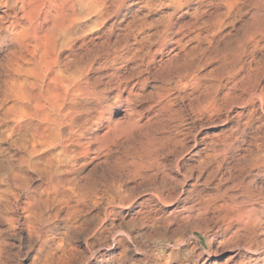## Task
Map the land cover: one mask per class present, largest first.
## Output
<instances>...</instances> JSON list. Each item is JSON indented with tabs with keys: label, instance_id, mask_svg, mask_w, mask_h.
I'll use <instances>...</instances> for the list:
<instances>
[{
	"label": "bare ground",
	"instance_id": "bare-ground-1",
	"mask_svg": "<svg viewBox=\"0 0 264 264\" xmlns=\"http://www.w3.org/2000/svg\"><path fill=\"white\" fill-rule=\"evenodd\" d=\"M126 2V0H0V222L5 225L4 227L7 226L6 228L9 229L17 227V218L20 217L18 213L21 212L24 215L29 237L49 243L47 239L49 230L46 228L50 227L49 222L54 221L49 220V226L45 227L47 225L43 222L44 214L54 212L58 216L64 213L63 221L66 220L71 224L72 221L80 220L82 215L90 217L92 214L90 215L89 208L92 204L94 207L99 205L100 195L108 196L112 204H123L126 200L124 199L126 183L130 177H141L147 182L156 184L159 178L174 179L173 174L180 170L179 160L171 164L167 163L173 156L182 153V145L188 135L184 130H180L186 118L183 114L184 109L176 105L177 98L174 99L167 93L162 97L163 101L158 107L148 105L150 111L155 110L156 116L149 117L147 124L154 122L156 125L154 128L156 143L148 147L149 154L144 160L138 159V154L130 153L128 139L133 129L139 131L145 126L141 124V118H137L140 110L139 107L137 109L133 106L131 99L132 96L136 98L141 96L142 88L151 78L144 76V72L154 68L159 75L171 70L174 67L173 61L178 55L181 56L184 52L187 56L188 46L183 40L174 38L172 19L165 21L162 30L155 31L147 38L141 39L136 35L137 33L130 36L126 21L128 9ZM176 46L179 48L177 49ZM164 53H168V60L163 59ZM185 61L180 67L189 65L186 59ZM201 66L196 64L195 69L188 75H181L185 81L181 82L180 86H183L181 99L196 95L195 100L192 98L195 101L194 104L192 103L193 110L204 118V108L212 114L220 108V105L214 100L204 103V70L202 71ZM234 85L237 86L236 83ZM230 92L231 88H228L224 96H228ZM125 107L128 112L126 121H114L113 110ZM238 127L232 132L238 133ZM228 135L224 136L223 145L211 144V148L220 147L218 150L214 149L211 155L213 163L217 159L219 163V158L221 163L226 160V152L232 144L228 141L230 138ZM193 139L194 145H198V139L196 137ZM198 149L194 154L192 153L197 163L190 170L198 172L197 181L200 182L202 174L205 173L204 159L203 156L201 157L204 153L201 154V150ZM173 164L175 170L169 168V165L173 167ZM188 165L190 166V163ZM206 166L209 167V164ZM205 181L208 182L207 179ZM160 182L164 186L162 183L164 180ZM34 183L37 185L33 186ZM193 188L188 190L189 194L193 193ZM249 194L235 190L231 196L233 212L230 218L238 220V232L245 229L244 213L255 214L264 209L262 207L257 209L258 203L256 202L255 205L253 201L255 198H251L254 194L251 197ZM203 200L200 201L204 202ZM243 205L244 210L241 209ZM215 206L213 207L217 209ZM199 209L201 210L202 206ZM202 210L201 213L204 212ZM191 211L188 217H193L194 210L192 213ZM94 214L87 220L97 216ZM252 216L247 219H252ZM46 218L48 220V217ZM100 218L99 216L98 219ZM95 219L94 217L93 220ZM87 220L84 221L86 224L90 222ZM94 221L93 223L96 222ZM73 225L69 226L70 229L75 228ZM4 229L0 227V264H6L8 242L5 240L7 237L2 236L5 234ZM49 236L50 234L48 238ZM63 236L66 237L68 234ZM127 247L129 248V245ZM68 248L65 247L66 250ZM65 249L62 253L64 256L68 254ZM58 260L61 259L57 258ZM172 262L165 261L164 264H172ZM222 263L176 262V264ZM235 264L252 263L243 260Z\"/></svg>",
	"mask_w": 264,
	"mask_h": 264
},
{
	"label": "rangeland",
	"instance_id": "rangeland-1",
	"mask_svg": "<svg viewBox=\"0 0 264 264\" xmlns=\"http://www.w3.org/2000/svg\"><path fill=\"white\" fill-rule=\"evenodd\" d=\"M126 1V6H128L126 21L130 36L137 33L136 35L141 39L147 38L155 31L162 30L165 21L172 19L174 38L183 40L188 46V57L184 55V52L182 54L177 50L182 55H178L174 59V67L171 70L159 75L154 68L144 72V76L151 78L141 90L142 98L141 96H139L141 99L132 96L131 99L133 106L137 109L139 107L140 114L138 113L137 118H141V124H145V126L140 128L141 131L133 129L132 135L130 134L128 139L130 153L138 154V159L144 160L149 154V148L156 143V133L154 132L156 125L154 122L147 124L149 117L156 116L155 110L150 111L148 105L152 104L158 107L163 101L162 97L167 93L172 98H177L176 105L178 104L177 106L184 109L183 114L186 118L180 130H184L189 136L186 135L182 153L173 156L167 163L171 164L179 160L180 170L173 174L174 179L159 178L156 184L147 182L141 177L128 178L126 198L124 196L126 200L121 204L122 206L112 204L113 202L108 196L100 195L99 205L94 207L92 204L89 208L91 216L94 213V215L97 214L94 216L96 222L93 220L94 217L91 222L90 219L87 220L91 216L87 218L82 215L81 219L77 220L78 222L76 220L71 222L75 228L70 229V222L63 221L64 213L58 215L62 217L61 219L54 212L44 214L45 221L43 220V222H46L44 224L47 225L45 227L49 226V220L54 221L49 222L50 227L46 228L49 230L47 232L49 243H44L43 240L36 241L35 237H29L24 215L21 212L18 213L20 217L17 218V227L9 229L0 222V227L7 229H4L6 235L4 233L2 235L4 238L7 237L5 240L8 242L5 254L6 264H44V262L46 264H63L64 259L67 261L65 263L64 260V264H164L165 261H173L172 264L179 261H217L218 263L223 262L222 264H235L243 260H249L252 264H264V209L255 214L253 212L244 213L245 229L243 228L239 232L238 220L230 218L233 212L231 196L235 190L244 192L246 195L250 193V197L254 194L255 197L251 198H255L253 199L255 205L258 203L256 208H264V163H261V161L264 162V0ZM176 48L179 47L176 46ZM167 55L168 53H164V60H168ZM185 59L189 65L180 67ZM196 64L202 65V71L204 70V103L214 100L220 105V108L212 114L204 108V118H201L193 110L196 95L181 99L183 86L180 84L185 81L181 75H188L192 72L191 70L195 69ZM233 76L235 77L232 78ZM234 83L237 84L236 87H234ZM228 88H231V92L225 97L224 94ZM126 111V107L114 109L113 120L126 121L128 113ZM245 119L246 121H244ZM236 120L238 121L236 122ZM237 126H239L238 133H233L232 130ZM226 135L230 137L228 141L232 143L226 152V160L221 163V158H219V163L218 159L213 163L211 155L216 147L211 148V144L223 145V138ZM194 137L199 141L196 146ZM208 144L210 145L208 146ZM218 148L220 149L217 147L215 150ZM197 149L201 150V154L204 153L201 157L203 156L204 159L205 173L202 174L200 182L197 181L198 172L190 170L191 167L196 166L197 162H195L196 158L193 157V154ZM207 164L209 167L206 166ZM169 168L176 169L174 164L173 167L169 165ZM217 169H219L218 172ZM206 179L208 182L205 181ZM161 180H164L162 182L164 186L161 185ZM36 185L34 183L33 186ZM193 187L197 188L194 190ZM240 187L241 189H239ZM192 188L193 193L189 194L188 190H192ZM247 192L249 193L247 194ZM199 195L204 199V202L200 201L202 199L198 198ZM213 198L215 200H212ZM212 203L213 205H211ZM201 206L204 209H201L204 211L202 213L199 209ZM213 206L221 211H216L217 209ZM243 207L244 205L241 209L244 210L245 207ZM193 210L197 212L194 213ZM190 211L193 212V217L189 216L191 219L187 216ZM250 214L255 219H247L251 217ZM99 216L100 219H98ZM83 219L85 222L87 220L91 223L86 224L82 221ZM201 220L203 222L205 220L207 225ZM103 224L107 227L105 228ZM247 225L249 226L247 227ZM99 228L101 229L99 230ZM66 231L67 233H64ZM49 234L50 239L48 238ZM62 234H68L66 236L68 238L66 239ZM60 243L66 244L67 248L70 246L71 249L69 247L66 250L64 244L62 246ZM246 247L248 250L245 249ZM63 248L66 253L70 254L69 259L68 254H65L66 256L62 254ZM69 251H73V254L71 255ZM56 252L62 255L59 257L55 254ZM57 258L61 260L57 261Z\"/></svg>",
	"mask_w": 264,
	"mask_h": 264
}]
</instances>
